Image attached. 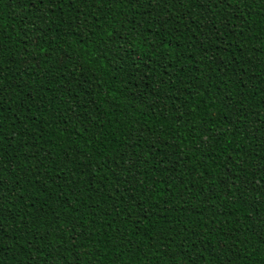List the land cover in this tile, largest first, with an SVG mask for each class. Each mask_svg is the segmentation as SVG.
Here are the masks:
<instances>
[{"label":"trees","instance_id":"obj_1","mask_svg":"<svg viewBox=\"0 0 264 264\" xmlns=\"http://www.w3.org/2000/svg\"><path fill=\"white\" fill-rule=\"evenodd\" d=\"M0 264H264V0H0Z\"/></svg>","mask_w":264,"mask_h":264}]
</instances>
